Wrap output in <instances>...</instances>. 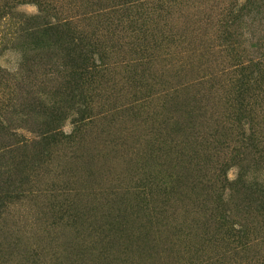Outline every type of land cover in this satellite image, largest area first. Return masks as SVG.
Wrapping results in <instances>:
<instances>
[{"label":"rangeland","instance_id":"374dc122","mask_svg":"<svg viewBox=\"0 0 264 264\" xmlns=\"http://www.w3.org/2000/svg\"><path fill=\"white\" fill-rule=\"evenodd\" d=\"M251 2L0 0V264H264V207L232 184L245 167L264 184V84L237 123L230 73L264 53ZM35 16L96 44L82 128L58 103L65 53L29 47ZM249 128L262 160L244 167Z\"/></svg>","mask_w":264,"mask_h":264},{"label":"trees","instance_id":"16d2710c","mask_svg":"<svg viewBox=\"0 0 264 264\" xmlns=\"http://www.w3.org/2000/svg\"><path fill=\"white\" fill-rule=\"evenodd\" d=\"M255 4L259 3L261 8H264V0H254ZM251 0H245V7L251 5ZM38 16L32 17V24H25L26 37L29 36V47L33 50H43V49H59L65 53L63 64L68 67V82L65 86L64 91L62 92V100L58 103L59 105H66L67 108L74 111L76 118L74 119V129L82 128L87 125L90 121L89 116V105H88V87L90 86L95 78L100 74L101 70L99 64L95 60L99 56V52L96 48V44H90L87 41V38L80 37L79 34H76L73 28H70V24L66 22H59L55 19L54 23L37 22ZM28 25V26H27ZM226 34V40H231L229 32ZM227 42V41H226ZM97 50V52H95ZM239 57V56H237ZM260 59L253 64L252 61H249L247 65L240 62H235L232 66L230 73H233L237 76V86L235 88V97L234 101L237 105L238 117L235 118V121L238 123L241 119L245 121L247 115L246 108V98L248 97L249 92L248 88L252 84L261 86L264 84V70L256 69L264 64V53L259 57ZM99 59V58H98ZM97 59V60H98ZM261 89V88H259ZM246 97V98H245ZM62 107V106H59ZM50 110H43V114L46 116V126L43 134V142L55 141L56 138L62 136L60 129V122L63 118V112L57 107V112ZM45 117V116H44ZM240 133V140L242 141L241 148L244 150V158L240 161L241 164L244 162V167L246 163H251L257 165L261 163L262 160L261 150H259L260 142L255 136L251 128L248 129V133ZM247 167L244 168V173L238 175L233 186L236 188L238 195L242 197L241 201L243 204L250 206L252 203H256L258 210H261L264 207V184L256 182H248L247 185L242 183L241 180H244L243 175H245ZM224 170L221 169V174L224 177ZM257 178V177H255ZM225 180V179H224ZM226 181V180H225ZM245 181V180H244ZM232 232V230H231ZM236 233V232H235ZM239 233V232H237ZM235 236V234H233ZM239 237V235H238Z\"/></svg>","mask_w":264,"mask_h":264}]
</instances>
